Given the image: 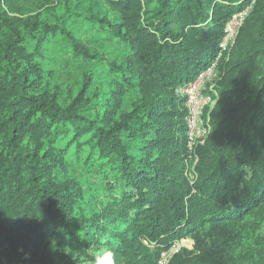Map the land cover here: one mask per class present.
<instances>
[{"label":"trees","instance_id":"1","mask_svg":"<svg viewBox=\"0 0 264 264\" xmlns=\"http://www.w3.org/2000/svg\"><path fill=\"white\" fill-rule=\"evenodd\" d=\"M103 2L0 0V264H157L183 238L169 264H264V0ZM248 7L192 150L183 80ZM65 57L109 80L97 104L62 100Z\"/></svg>","mask_w":264,"mask_h":264},{"label":"built area","instance_id":"2","mask_svg":"<svg viewBox=\"0 0 264 264\" xmlns=\"http://www.w3.org/2000/svg\"><path fill=\"white\" fill-rule=\"evenodd\" d=\"M251 7H248L242 11L235 13L227 22L225 27L224 36L220 42V52L215 60L208 67L203 69L194 80H191L184 84L181 88L182 94L186 97V106L188 108L187 124H188V142L190 149L199 143L203 142L205 136L209 133L210 127L208 121H206L204 114L207 107H211L217 100V91L214 86L207 88L206 84L209 77L213 72V75H219L217 68L224 52L229 51L235 44L238 33L241 26L246 20ZM190 178H194L193 173L194 166H190ZM183 238L172 244L171 247L163 250L160 254L157 264H169L171 258L181 251L183 248L188 247L182 241L186 242ZM194 244V241H193Z\"/></svg>","mask_w":264,"mask_h":264},{"label":"rangeland","instance_id":"3","mask_svg":"<svg viewBox=\"0 0 264 264\" xmlns=\"http://www.w3.org/2000/svg\"><path fill=\"white\" fill-rule=\"evenodd\" d=\"M74 6L82 11L85 10H96L98 12L107 13V6L103 2V0H73ZM109 12V11H108ZM110 17H113V13L109 12ZM95 50H98L101 52L104 56L108 55V47L106 45L100 44L99 46L95 47ZM94 73L100 74L101 69L96 63H87L82 62L80 60L75 59L74 61H70L69 57L62 58L59 60V67L57 70V89L59 90V93L61 95L62 100H68L72 97V95H75L78 93L80 88L83 85H87L89 87L88 91V97L92 98L89 99L91 104H97L99 100L97 98H94L93 95L96 94L97 90L104 88L110 89L111 86L109 84V80H101L97 75L95 78L93 75ZM197 74L196 71H192L189 74V77L192 78ZM213 75V72L209 77H211L206 86L207 88L217 85V79L219 78V75ZM183 83H186V80H183ZM213 106V104H211ZM91 117L95 116H101V113L95 114V111H92L90 114ZM186 242L182 241L184 244H187V246L192 247L193 245V239L187 238L184 239Z\"/></svg>","mask_w":264,"mask_h":264},{"label":"clouds","instance_id":"4","mask_svg":"<svg viewBox=\"0 0 264 264\" xmlns=\"http://www.w3.org/2000/svg\"><path fill=\"white\" fill-rule=\"evenodd\" d=\"M113 264L111 260V253L110 252H102L97 254V259L95 261V264Z\"/></svg>","mask_w":264,"mask_h":264}]
</instances>
